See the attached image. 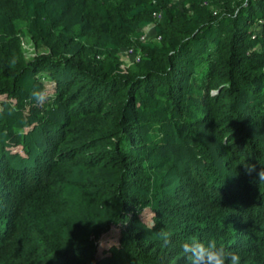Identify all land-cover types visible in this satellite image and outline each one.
I'll return each instance as SVG.
<instances>
[{
  "label": "trees",
  "instance_id": "trees-1",
  "mask_svg": "<svg viewBox=\"0 0 264 264\" xmlns=\"http://www.w3.org/2000/svg\"><path fill=\"white\" fill-rule=\"evenodd\" d=\"M67 1L0 0V105L35 111L24 156L0 137V264H186L181 244L209 239L264 264V183L246 170L264 166V0ZM154 14L160 40L134 42ZM23 37L47 53L27 59Z\"/></svg>",
  "mask_w": 264,
  "mask_h": 264
},
{
  "label": "rangeland",
  "instance_id": "rangeland-1",
  "mask_svg": "<svg viewBox=\"0 0 264 264\" xmlns=\"http://www.w3.org/2000/svg\"><path fill=\"white\" fill-rule=\"evenodd\" d=\"M180 6H184L186 0H174ZM56 8L59 11L64 8L68 1L67 0H54ZM71 5V3H70ZM188 6V5H187ZM155 21L150 26L146 27L141 32L140 37H135L134 42L141 43L144 41L152 42L156 40L157 37L154 35V24L156 25L161 20L154 19ZM23 42V50L27 59H32L39 54H46V50H35L34 46L25 38L22 39ZM131 51V57L126 58L127 51ZM137 49L135 46L124 48L121 47L118 52L117 62H118V71L122 73L126 69L131 67L130 61H133L135 58H141L140 52L136 51ZM138 63V62H137ZM44 86L47 89H52L53 84L49 81H44ZM51 96V95H48ZM4 101V99L0 100V103ZM35 114L33 106L29 103L25 102H16V101H6L5 105H0V137L6 140V143L10 145V150L12 153H19L21 156H24L23 150L21 149V144L15 143L17 139H23V134L27 132H31L34 130L35 125L30 123L29 119L32 115ZM147 114L141 117V123L145 129H148L149 133L153 134L159 142V145L163 146L164 148L168 149L171 147V154L176 156L178 150H181L184 153L190 154V149L183 145L179 139H177V134L172 132L171 127L168 125H163V128L157 127V125L147 119ZM172 133V134H171ZM170 136V137H168ZM172 137V138H171ZM17 145H15V144ZM186 149V151L184 150ZM155 165L152 168V174L155 179L161 180V182L166 181L164 179L165 175L167 174V178L170 176V164L165 167L159 166L155 169L158 164L154 163ZM156 185V183H155ZM156 191V189L154 190ZM141 220L146 223L147 225H151V213L148 210L143 211L141 214ZM117 232H111L99 240V246L109 247L112 246L116 242ZM88 238L94 239L93 236ZM99 247V248H100Z\"/></svg>",
  "mask_w": 264,
  "mask_h": 264
},
{
  "label": "clouds",
  "instance_id": "clouds-1",
  "mask_svg": "<svg viewBox=\"0 0 264 264\" xmlns=\"http://www.w3.org/2000/svg\"><path fill=\"white\" fill-rule=\"evenodd\" d=\"M246 170L249 175L256 173V181L264 183V166L257 171L256 165L248 164ZM155 224L152 225V228ZM160 235L164 241V246L170 243L167 233L161 231ZM181 255L186 264H241V257L238 253L230 251L209 239L207 241L190 240L181 244Z\"/></svg>",
  "mask_w": 264,
  "mask_h": 264
},
{
  "label": "built area",
  "instance_id": "built-area-1",
  "mask_svg": "<svg viewBox=\"0 0 264 264\" xmlns=\"http://www.w3.org/2000/svg\"><path fill=\"white\" fill-rule=\"evenodd\" d=\"M153 16H154L155 19L161 20V15L160 14H154ZM156 40L159 41L160 40V37H157ZM131 54H132V52L130 50L127 51L126 58L131 57ZM137 62H139V58L133 59V61H130L129 64H134V63H137Z\"/></svg>",
  "mask_w": 264,
  "mask_h": 264
}]
</instances>
